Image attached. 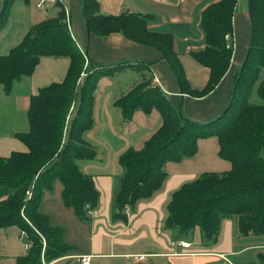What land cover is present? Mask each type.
I'll list each match as a JSON object with an SVG mask.
<instances>
[{"label": "trees", "instance_id": "1", "mask_svg": "<svg viewBox=\"0 0 264 264\" xmlns=\"http://www.w3.org/2000/svg\"><path fill=\"white\" fill-rule=\"evenodd\" d=\"M237 0H218L201 15L206 46L193 52L194 58L210 69L206 86L194 90L183 73L167 33L147 28L139 13L102 14L97 0H81L89 33L106 36L120 32L125 37L159 49L171 67L181 90L194 97L210 92L225 74L232 53L224 35L232 31V16ZM251 36L242 65L235 77L232 95L225 109L211 121L199 122L183 117L150 79L143 77L118 100L124 119L136 109L156 108L160 127L141 149L129 147L119 156L125 172L114 199V219H127L139 199L153 195L167 173L166 161L192 157L196 140L217 136L219 156L231 163L226 172H204L181 185L167 204L164 226L177 241L198 228L201 243L217 241L223 219L236 214L240 233L264 234V0H248ZM13 0H2L0 29ZM54 17L33 25L22 40L0 54V84L11 92L13 83L30 75L43 55H67L70 64L64 79L30 95L27 108L28 130L16 133L26 151L0 156V228L18 226L29 243L27 253L15 264H43L66 255L71 247L62 227L53 226L39 206L44 191L55 181L62 185L61 198L82 220L98 207L99 191L92 177L82 172L77 159H92L95 150L83 137L92 126L93 92L99 75L110 68L93 64L71 38L64 8ZM85 76L81 77V72ZM262 75V76H261ZM255 87L260 101H250ZM152 264V263H149ZM245 264H264V252Z\"/></svg>", "mask_w": 264, "mask_h": 264}, {"label": "crops", "instance_id": "2", "mask_svg": "<svg viewBox=\"0 0 264 264\" xmlns=\"http://www.w3.org/2000/svg\"><path fill=\"white\" fill-rule=\"evenodd\" d=\"M102 14L120 15L139 13L147 19V28L156 33H167L173 39L174 51L181 64L189 87L203 89L210 69L197 61L193 52L206 46L201 28L203 10L218 0H97ZM2 0H0L1 6ZM39 0H13L5 24L0 29V54L17 45L30 28L48 17L56 16L59 7H38ZM68 13V32L85 55L95 65L110 68L97 78L93 92L92 126L83 137L95 150L92 159H77L80 170L90 175L99 191L98 207L90 212V220L80 219L73 208L61 198L62 185L55 181L45 190L39 206L53 226L62 227L64 239L71 247L66 255L43 264H79V257L90 256V264H245L257 260L264 252V234L240 233L238 216L222 220L217 241L205 246L200 231L177 241L173 231L164 226L167 204L174 191L204 172H226L231 163L219 156L217 136L196 140L197 150L192 157L164 164L167 173L162 185L153 195L139 199L127 219H114V199L121 188L125 172L119 162L121 153L132 147L141 149L146 140L160 127L162 118L156 108L145 112L136 109L124 119L118 100L143 77L150 79L171 105L185 118L208 122L225 109L232 95L238 69L245 58L251 22L249 1L237 0L232 16V53L229 66L216 86L206 95L194 97L184 93L159 49L125 37L120 32L106 36L89 33L86 28L81 0H58ZM70 64L67 55H43L30 75L13 83L6 94L0 84V112L20 126L0 120V156L13 151H26L16 133L28 130L27 108L30 95L44 86L64 79ZM81 72V77L85 76ZM156 79V80H154ZM250 101H260L254 92ZM10 125V127H9ZM21 127V128H14ZM178 241L190 243L183 248ZM29 243L16 225L0 228V264H15L27 253ZM148 254L144 262L134 255Z\"/></svg>", "mask_w": 264, "mask_h": 264}, {"label": "built area", "instance_id": "3", "mask_svg": "<svg viewBox=\"0 0 264 264\" xmlns=\"http://www.w3.org/2000/svg\"><path fill=\"white\" fill-rule=\"evenodd\" d=\"M57 2H58V0H39L38 7L40 9H46V8L54 6ZM64 11H65V21H66L67 26L69 27V25H68L69 24L68 13L65 9H64ZM232 38L233 37H232L231 33L224 35V40L226 42L227 48H232V46H233V43L231 41ZM154 80H156V79H154ZM129 214H130L129 211H127V216ZM177 244H179L183 248H189L190 247V243L186 242V241H178ZM148 256H149L148 254L134 255L135 259L139 262L144 261L146 259V257H148ZM79 264H90V256L89 255L80 256L79 257Z\"/></svg>", "mask_w": 264, "mask_h": 264}, {"label": "rangeland", "instance_id": "4", "mask_svg": "<svg viewBox=\"0 0 264 264\" xmlns=\"http://www.w3.org/2000/svg\"><path fill=\"white\" fill-rule=\"evenodd\" d=\"M262 76V75H261ZM253 92H254V87H253ZM251 102H253V99H251ZM7 117H9L8 116V114L6 115V112H0V120H2V121H4V122H6V121H8V122H12V125L13 126H16V125H18V126H20V121H15V120H17V119H15V120H10L11 118H7ZM9 127H10V125H9ZM14 128H21V127H14ZM146 260V259H145ZM144 260V261H145ZM144 261H142V262H144Z\"/></svg>", "mask_w": 264, "mask_h": 264}]
</instances>
